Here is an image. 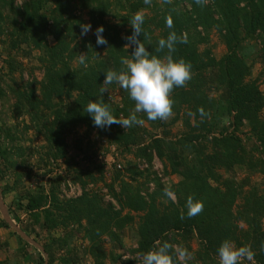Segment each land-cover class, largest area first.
Here are the masks:
<instances>
[{"label":"trees","instance_id":"1","mask_svg":"<svg viewBox=\"0 0 264 264\" xmlns=\"http://www.w3.org/2000/svg\"><path fill=\"white\" fill-rule=\"evenodd\" d=\"M137 13L144 18L140 39L150 55L167 54L166 49H156L170 32L186 40H178L171 55L191 65V79L171 93L173 114L167 120L150 121L144 113H136L143 125L96 128L83 109L89 101L107 103L116 118H128L134 110V102L119 85L106 86L104 94L100 88L104 72L120 70L121 61L131 58L122 37L131 34L129 21ZM81 24H91L92 32L81 36ZM101 25L108 40L105 46H97L93 35ZM213 34L226 48L220 59L211 46ZM257 51L264 55V0H150L147 4L145 0H23L22 4L0 0V108L7 103L12 116L29 118L27 130H34L45 142L40 162L45 166L66 163V176L73 175L72 182L82 188L103 181L105 165L89 148L82 149L81 141L77 148L85 152L87 166L80 167L68 155V135L78 127H86L88 135L98 132L119 153L140 160L129 164L128 181L121 172L114 174L109 189L119 210L85 191L77 199L60 201L61 175L49 195L39 188L13 200L11 206L30 221L24 229L30 236L36 227L49 234L51 240L42 245L49 264H79L85 257L94 264H106L108 259L112 264H141L143 253L165 242L172 264H219L217 248L224 240L249 247L253 264H264V189L250 177H264V93L259 80L251 79ZM35 52L39 65L27 69L19 56ZM80 55H85L87 67L80 64ZM177 124L183 130L173 136ZM15 132L0 112V179L12 171L16 177L15 186L7 185L3 195L29 176L20 170L26 167L30 148L21 144ZM247 141L253 142L251 149ZM156 159L165 168L164 176H177L178 183L165 184L158 178L153 171ZM240 172L249 176L239 179ZM117 182L119 193L113 184ZM189 199L203 205V211L191 218ZM137 215V248L130 251L131 257L123 261L121 255L108 254L104 242L124 247L122 234L133 229ZM12 218L21 223L17 213ZM1 226L10 229L5 222ZM58 231L65 233L58 238L51 235ZM18 238L24 247L30 246ZM73 240H81L85 247L72 248ZM193 240L199 245L195 253ZM33 249L37 259L25 254L28 262L44 264L42 253ZM62 250L68 255L58 258ZM180 251L188 254L183 262Z\"/></svg>","mask_w":264,"mask_h":264},{"label":"rangeland","instance_id":"2","mask_svg":"<svg viewBox=\"0 0 264 264\" xmlns=\"http://www.w3.org/2000/svg\"><path fill=\"white\" fill-rule=\"evenodd\" d=\"M23 0H18V4H22ZM85 21L89 20V17L84 16ZM91 33V32H90ZM211 46L213 48V53L217 57V59L222 58L225 53H226V48L224 44L219 40V37H217L216 34L212 35V41H211ZM260 52L257 51L255 54V59L257 60V63L253 69L252 73V80H259L258 83L260 84L261 91L264 93V55H258ZM38 56V53H32L31 55H20L19 60L24 63V66L28 69L31 67H38V62L36 60V57ZM2 62L0 60V66ZM27 70L25 71L24 79L27 80L29 77L27 75ZM37 77L41 79V74L38 71L37 72ZM16 78H19V74L16 76ZM19 81H21V78H19ZM114 100L115 101H120V95L119 92L114 93ZM12 103V102H9ZM13 104V103H12ZM7 103H5V106L0 108V112L3 114V118L6 120V125L8 127H11L12 129L15 128V130H18V132H15L17 137L20 139L21 144L25 145L26 147H29L30 149L27 151V163L26 167L24 169H21V172L27 173L29 176H25L23 183L21 186H16L15 190L12 191L11 193L7 195H3L2 189L5 188L7 185L11 188L15 186V181L16 177L14 175V172H10L9 174L5 175V177L0 179V191L2 193V200L3 203L5 204V207L8 211V214L10 218L12 219L13 223L20 228L22 231H24L28 236H30L24 229L28 228L29 226V219L26 216V213H23L22 210L17 209L15 206H11L13 200L19 201L20 197L22 194L25 192H36L39 188L44 189L46 195H49L51 186L53 182L58 179V175H61L64 180H61L59 183H57V188H58V197L60 201H68V200H73L77 199L82 194L85 192L87 193H95L101 197H103V201L105 205L112 204L115 209L119 210V206L115 201V198L110 192L109 186L112 184L113 179H114V174L117 172L122 173V178L128 181L130 178L126 173L127 168L129 167L130 163L133 162H140V160L136 159L133 154H125V153H118L119 159H117V162L121 165L122 170H118L117 168L113 167L110 168L108 166L104 167V180L99 181L98 183H88V186L86 188H82L81 185L79 184H74L72 182V176L69 174L66 176L65 171L67 170V164L64 162H59L58 164H49L48 166H45V164L40 162V157L41 153L40 151L42 147L45 146V142L42 136H38L37 133L30 129L27 130L26 127H31V123L29 118H24L23 116H20V118H17L16 115L12 116L11 113L9 112ZM149 131H152V128L149 125L145 126ZM182 124H177L173 129L171 130V133L173 136H177L181 133L182 131ZM244 133L249 134V129L244 128L243 129ZM246 134V135H247ZM243 139L246 140L245 134L240 135ZM68 144H69V150H68V155L70 158H75V161L79 164L80 167L87 166L85 165L84 162V157H85V152L82 150L78 149V143L79 141L82 142V149L84 148H89V153L96 155H101V154H109L111 153V146L108 143L107 138L102 137L98 134V132L94 131L90 135L87 134V129L86 127H78L74 129L69 135H68ZM246 147L248 149H251L253 147V142L252 141H247ZM107 150H109L107 152ZM43 153V151H42ZM20 160V159H19ZM141 168H145V166H140ZM54 168V169H53ZM164 166L162 163L156 159L154 165H153V171L157 173L158 178L162 180L163 183L165 184H170V183H178L179 178L177 176H169L165 177L164 176ZM48 171L51 172V174H48ZM53 171V173H52ZM249 174L247 172H240L238 174L239 179H245L248 177ZM252 178V181L254 184L259 185L261 189H264L262 184L264 183V177L262 175H254L250 176ZM114 188L116 192H120V182L113 183ZM151 188H153V184L149 185ZM173 199H175V196L171 195ZM23 203H25L23 201ZM18 214L21 217V223L18 221L14 220L12 217L14 214ZM128 211H125L123 214H127ZM136 217V216H135ZM139 217H137L134 220L133 224V229L128 228L127 230L124 231V234H122V243L124 247H120L119 245H116L115 243L106 240L104 242V248L107 251L108 254L113 252L115 255H121L122 260L126 261L131 257L130 251L134 250L137 248V240L135 237V229L138 227V222H139ZM5 222L8 224L1 211H0V264H36L34 262H28V258L25 257V254H31L33 255L34 260L37 259V252L33 249L35 248L34 246L29 245L28 247H24V243L21 242L18 238L19 234L13 229L12 227L9 228H4L1 226V223ZM264 225V224H263ZM35 232L31 233L32 235L30 236L38 245L42 246L46 243H48L51 239L49 238V234L41 229L40 227L34 228ZM28 231V230H27ZM15 233L18 235H15ZM64 231H58L53 232L51 235L54 237H62L64 235ZM20 237V236H19ZM22 239V238H21ZM23 240V239H22ZM24 241V240H23ZM38 241V242H37ZM26 242V241H25ZM192 252H196L199 249V245L197 244L196 240L192 241ZM72 248L80 249L82 250L83 247H85V243L82 242L81 240H73L72 242ZM22 247H24L25 252L22 251ZM33 247V248H30ZM43 247V246H42ZM82 248V249H81ZM37 249V248H35ZM176 249H178L176 247ZM38 250V249H37ZM76 251L79 252L80 251ZM40 251V250H39ZM40 253H42L40 251ZM47 254V253H46ZM44 260H45V255L42 253ZM68 252L66 250L60 251L58 253V258L60 256H67ZM48 258V254H47ZM141 260V258H139ZM181 261L183 262L184 259L180 258ZM49 260V259H48ZM219 260V259H218ZM45 264V262H44ZM57 264V262L55 263ZM79 264H94L93 261L90 258H83L82 261H80ZM106 264H112L111 260L108 259L106 261ZM119 264V263H118ZM183 264H186L185 262ZM202 264V263H199ZM243 264H253L252 261H243Z\"/></svg>","mask_w":264,"mask_h":264},{"label":"clouds","instance_id":"3","mask_svg":"<svg viewBox=\"0 0 264 264\" xmlns=\"http://www.w3.org/2000/svg\"><path fill=\"white\" fill-rule=\"evenodd\" d=\"M150 3V0H145ZM144 18L142 14H135L129 21L131 34L123 36L124 48L131 49V58L121 61L123 68L120 70H108L104 72L103 87L100 93L104 94L108 89L106 86L117 84L120 89L127 92L130 100L134 102V110L128 118H116L107 103L89 101L83 107L84 112L91 118L93 126L100 129L110 128L113 124L124 129L144 124L136 113H144L148 120H167L173 114V103L171 93L175 88H182L191 79V65L184 60H176L171 55L175 51L176 43H186L183 38H178L175 32H170L166 39L158 41L157 52L167 50V54L160 58L150 55L144 47L140 37L142 36V25ZM172 27L171 22L167 25ZM81 36L92 32L91 24H81ZM105 29L101 25L95 29L93 35L96 37L97 46L108 45L104 37ZM79 62L87 67L85 55H80ZM201 115L203 112L201 110ZM187 216L194 217L203 211L200 202L187 201ZM169 253V245L165 242L160 247L149 250L142 254L141 264H172ZM187 253L180 251L179 256L186 258ZM219 264H243V261L254 259L253 251L246 246L237 247L234 242L224 240L217 248Z\"/></svg>","mask_w":264,"mask_h":264},{"label":"water","instance_id":"4","mask_svg":"<svg viewBox=\"0 0 264 264\" xmlns=\"http://www.w3.org/2000/svg\"><path fill=\"white\" fill-rule=\"evenodd\" d=\"M0 211L5 219V221L8 223V225L10 227H12L13 229H15V231L19 234V236L26 241L27 243H29L30 245L34 246L35 248H37L38 250H40L44 255H45V264H49L48 263V258H47V254L44 250V248L40 245H38L30 236H28L24 231H22L20 228H18L12 221V219L10 218L8 211L5 207V204L3 203L2 200V193L0 191Z\"/></svg>","mask_w":264,"mask_h":264},{"label":"built area","instance_id":"5","mask_svg":"<svg viewBox=\"0 0 264 264\" xmlns=\"http://www.w3.org/2000/svg\"><path fill=\"white\" fill-rule=\"evenodd\" d=\"M111 153L109 154H101L98 156L99 161L102 164H105L106 166L113 168L116 167L118 170H122L121 165L117 162V159H119V151L116 150V148L111 147Z\"/></svg>","mask_w":264,"mask_h":264}]
</instances>
